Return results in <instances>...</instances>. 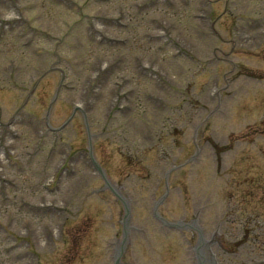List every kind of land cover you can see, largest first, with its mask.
Returning a JSON list of instances; mask_svg holds the SVG:
<instances>
[{
	"label": "rangeland",
	"instance_id": "rangeland-1",
	"mask_svg": "<svg viewBox=\"0 0 264 264\" xmlns=\"http://www.w3.org/2000/svg\"><path fill=\"white\" fill-rule=\"evenodd\" d=\"M0 70V264L264 260V0H0Z\"/></svg>",
	"mask_w": 264,
	"mask_h": 264
},
{
	"label": "bare ground",
	"instance_id": "bare-ground-1",
	"mask_svg": "<svg viewBox=\"0 0 264 264\" xmlns=\"http://www.w3.org/2000/svg\"><path fill=\"white\" fill-rule=\"evenodd\" d=\"M202 243V242H201ZM201 243H200V247H199V253H203L204 252V259L202 260L201 264H215V255L211 252V251H203L202 247H201ZM120 253L119 251H117V258L120 257ZM202 256V255H201Z\"/></svg>",
	"mask_w": 264,
	"mask_h": 264
},
{
	"label": "water",
	"instance_id": "water-1",
	"mask_svg": "<svg viewBox=\"0 0 264 264\" xmlns=\"http://www.w3.org/2000/svg\"><path fill=\"white\" fill-rule=\"evenodd\" d=\"M261 262H255L254 264H260Z\"/></svg>",
	"mask_w": 264,
	"mask_h": 264
}]
</instances>
